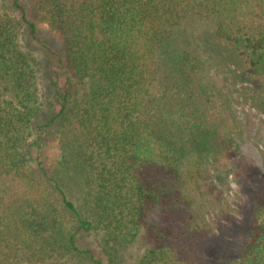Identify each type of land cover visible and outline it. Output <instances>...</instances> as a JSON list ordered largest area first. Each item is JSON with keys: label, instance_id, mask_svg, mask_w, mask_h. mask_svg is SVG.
Returning a JSON list of instances; mask_svg holds the SVG:
<instances>
[{"label": "trees", "instance_id": "1", "mask_svg": "<svg viewBox=\"0 0 264 264\" xmlns=\"http://www.w3.org/2000/svg\"><path fill=\"white\" fill-rule=\"evenodd\" d=\"M238 83L264 114V0H0V264H199L187 185L237 132ZM249 207L220 264H264V185Z\"/></svg>", "mask_w": 264, "mask_h": 264}, {"label": "rangeland", "instance_id": "2", "mask_svg": "<svg viewBox=\"0 0 264 264\" xmlns=\"http://www.w3.org/2000/svg\"><path fill=\"white\" fill-rule=\"evenodd\" d=\"M35 21L37 35L55 45L56 37L43 19ZM213 70L210 72L212 79L217 81L219 76ZM244 86L242 83L225 85L224 91L230 94L237 121V132L231 135L226 148H218L205 167L193 170L194 178L187 185H190L189 198L196 222L203 225L206 235L190 240V245H199L196 249L199 264H220L237 256L247 238L250 198L264 185V114L252 105ZM58 157V147L51 138L41 151L42 163L48 168L55 165ZM197 171H201L200 180L196 177ZM155 217L151 215L149 220ZM141 251L142 246L138 244L122 249L120 264H136Z\"/></svg>", "mask_w": 264, "mask_h": 264}]
</instances>
